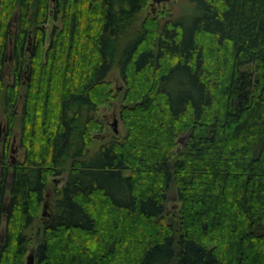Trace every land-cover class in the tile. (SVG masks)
<instances>
[{"label": "trees", "instance_id": "trees-1", "mask_svg": "<svg viewBox=\"0 0 264 264\" xmlns=\"http://www.w3.org/2000/svg\"><path fill=\"white\" fill-rule=\"evenodd\" d=\"M191 1L0 0V264H264V0Z\"/></svg>", "mask_w": 264, "mask_h": 264}, {"label": "rangeland", "instance_id": "rangeland-1", "mask_svg": "<svg viewBox=\"0 0 264 264\" xmlns=\"http://www.w3.org/2000/svg\"><path fill=\"white\" fill-rule=\"evenodd\" d=\"M195 8H196L195 4L191 0H166V1H161L160 3H155V4H152V0H150L148 7L145 8V10L143 11V14L150 12L151 9H153L152 14L154 15L164 10H170L171 18H176V17L185 18V20L189 23L190 20L193 18V16L196 14ZM51 25H52V22L50 21L48 29H50ZM108 80L111 81L112 88L114 89L115 92L118 93V97L117 98L115 97V99H111L109 104L102 105L99 107L97 118L104 121L105 128L102 132L93 131L91 133L94 147L101 142L107 141L113 135L123 136L125 134L123 123L119 117L120 107L123 104L121 97H120V95L122 94L121 91L123 90V82H122V79L117 69H113V71L108 76ZM115 119H116L115 127H116L117 132L114 131V127L112 125ZM5 129H6V123H5V120H3L1 123L0 137H2V132L4 133ZM12 130H13V133H12V139H11V147H10L8 157L6 160H7V163L9 164H16L17 162L23 160L24 149L19 146L18 123L14 125ZM182 137L185 138V136H182ZM12 147L16 149V152L13 153L16 163H11L10 155H11ZM0 150H1V146H0ZM65 177H66V171L60 174H57V175L48 176L47 191L48 192L50 191L52 193L54 187H61L64 184ZM167 195H168V198L166 202V214L168 217H171L176 213L179 202L177 201L176 191L173 187H171ZM44 204H45V208H43ZM52 208H53V202L51 200V196L47 195L46 199L43 201V204L41 206L40 217L41 218L48 217V215L52 212ZM43 211L45 212L44 215H43ZM38 242H39V238L34 239L32 241V243L28 247V254L34 253L33 249L36 248Z\"/></svg>", "mask_w": 264, "mask_h": 264}, {"label": "water", "instance_id": "water-1", "mask_svg": "<svg viewBox=\"0 0 264 264\" xmlns=\"http://www.w3.org/2000/svg\"><path fill=\"white\" fill-rule=\"evenodd\" d=\"M161 1H166V0H152V4H155V3H160ZM113 127H114V131L117 132L116 130V119L113 121L112 123ZM0 130H1V124H0ZM184 141V138L183 137H180L179 138V142L180 143H183ZM16 152V149L14 147L11 148V163H16V160H15V157L13 155V153ZM10 177H11V174H9ZM10 188V187H9ZM43 208H45V204L43 205ZM45 214V212L43 211V215ZM3 241V237L0 238V247H1V242ZM26 264H34V255L33 253H29L26 257Z\"/></svg>", "mask_w": 264, "mask_h": 264}]
</instances>
